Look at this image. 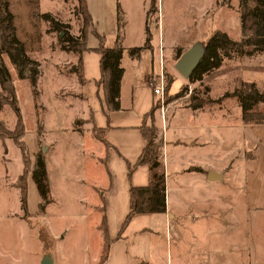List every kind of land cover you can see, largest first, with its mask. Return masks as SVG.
<instances>
[{
    "label": "rangeland",
    "instance_id": "374dc122",
    "mask_svg": "<svg viewBox=\"0 0 264 264\" xmlns=\"http://www.w3.org/2000/svg\"><path fill=\"white\" fill-rule=\"evenodd\" d=\"M1 1L7 3L8 10H5L13 16L12 31H7L11 37L16 36L23 43L25 52L36 60L38 72L36 81L29 76L20 78L16 75V68L9 55L5 51L1 52L12 76L16 102L15 106L8 102L0 107V120L11 132L20 114L24 127L21 136L30 157V163L25 165L32 170L36 154H41L49 189L45 198L38 190L33 171L26 174L27 211L30 213L27 217L21 208L19 181H16L23 170L22 152L13 136H0V264H40L46 255L52 257L53 264H94L99 255L97 252L103 245L102 229L98 227L102 214L92 209L95 195L88 194V188L94 181L92 169L95 165L84 149H79L76 134L68 128L73 110L56 108V103L73 105L80 99L78 94L82 92L76 89L77 76L68 71L76 59L60 48L58 30H50L49 22L41 15L51 14L62 22V31L78 36L81 16L74 11L76 0ZM89 1L96 14L95 7L100 5L99 0ZM143 2L125 0L128 9L132 8L129 17L133 21L137 17L142 18ZM107 3L118 5L117 0H107ZM238 3L239 0H157L158 11L148 15L144 12L145 26L148 22L153 32L151 40L156 46L159 43L165 45L163 51L161 49L159 52V57H163V63H159L163 66L164 85L174 75L180 74L183 80L179 90L185 89L178 97L169 98L170 101L174 100L173 107L179 109L190 106L191 95L200 99L218 98L225 91H232L245 82L248 86L250 82H255L264 91V77L254 80L249 78L242 63L243 58L252 59L254 56L253 61H258L264 70L263 52L224 58L221 66L211 69L194 82L174 67L178 59V46L183 51L196 41L205 43L213 30H224L230 38L240 39ZM250 4L253 5V2ZM2 10L6 13L4 8ZM119 12L117 15L123 20L124 16ZM151 78L157 81V75ZM4 92L11 98L7 91ZM167 95L168 90L165 89L164 101ZM47 102L55 106L49 111H55L57 118L54 122L50 119L51 126L42 133L40 129L43 128L42 118L47 113ZM214 107H219L223 117L230 122L246 125L221 122L217 128L218 151L222 153L227 166L225 176L217 186L222 190V198L227 204L219 219L227 222L229 237L225 235L223 238L204 241L208 240L206 246L209 249L216 250L212 264H264V123L244 122L237 98L233 96H227L219 103L210 102L205 105L209 110L216 109ZM257 107L263 110L264 102ZM158 111L161 113L160 108ZM78 114L81 116V112ZM178 119L179 116H174L171 124ZM196 120L190 117L185 121L195 124ZM79 125L87 127L75 120L73 128ZM157 131L160 138L158 127ZM207 147L209 154L215 151L213 144L209 143ZM209 213L211 215L199 220L219 221L215 212ZM199 215L202 216V213ZM38 229H42L44 234L50 233L46 239L47 246L44 247L47 252L42 251L44 242L39 239Z\"/></svg>",
    "mask_w": 264,
    "mask_h": 264
},
{
    "label": "crops",
    "instance_id": "0c3cea01",
    "mask_svg": "<svg viewBox=\"0 0 264 264\" xmlns=\"http://www.w3.org/2000/svg\"><path fill=\"white\" fill-rule=\"evenodd\" d=\"M143 1L142 18L137 17L136 21H133V18L129 17L132 8L128 9L125 0H117V6L116 3L108 5L107 0H99L100 5L95 7L98 18L87 0L92 23L86 42L88 48L81 52L84 83L79 81L76 74V89L82 94H78L80 99L73 105H60L54 101L58 110H73L68 128L76 134L79 149H84L95 165L92 169L94 181L88 188V194L95 195L91 203L92 209L102 214L98 227L102 229L103 245L97 252V258L95 255L94 264H99L106 243L107 257L100 264H212L216 250L209 249L206 246L208 240H204L223 238L225 235L229 237L227 222L219 219L227 204L222 198V190L217 186L225 176L227 166L222 153L218 151L219 137L216 132L221 122L246 125L225 119L219 107L209 110L204 105L177 109L172 106L173 100L165 103L164 118L159 113V108L154 111V123L160 129L162 137L166 211L138 212L123 226L124 218L130 209V185H146L151 178L147 163L135 164L146 142L140 126L144 119L149 121L145 114L157 99L150 80L153 75L159 76L163 73V66L160 64L163 63V57H159V52L161 49L163 51L165 45L161 46L159 43V46H156L155 42L150 40L151 46L143 49L138 55L131 57L128 52L132 46L145 43L146 26L143 15L144 12L147 13L149 0ZM116 8L120 9L124 16L120 26L123 27V33L119 38L123 46L120 64L124 73L119 84L120 107L113 109L106 102V88L100 82L101 58L96 49L100 43L93 30L104 36L107 46H114L119 33ZM70 54L75 56L76 61L73 63H76L77 55ZM254 58L253 56L252 59H242L245 73L247 72L253 80L264 77L263 68L258 61H253ZM172 79L170 94L176 93L183 81L180 74L172 76ZM244 85L248 86L246 82ZM46 105L48 109L42 118L43 128L40 129L42 133L51 126L50 119L54 122L57 118L55 111H49L55 106L48 102ZM174 116H179V121L171 124ZM190 117L197 118L195 124L186 123L185 120ZM75 120H80L87 127L79 125L74 129ZM97 134L103 136V140L99 139ZM5 135L13 136L0 129V136ZM209 143L215 146V151L210 154L207 149ZM22 161L24 164V160ZM23 170L16 176L19 177ZM210 171L214 172L212 179ZM209 212H215L219 221L199 220L211 215ZM199 213H202L203 217ZM173 243L175 252L172 251ZM44 247L43 244V252Z\"/></svg>",
    "mask_w": 264,
    "mask_h": 264
},
{
    "label": "trees",
    "instance_id": "16d2710c",
    "mask_svg": "<svg viewBox=\"0 0 264 264\" xmlns=\"http://www.w3.org/2000/svg\"><path fill=\"white\" fill-rule=\"evenodd\" d=\"M251 1L253 5L250 4ZM4 4V6H3ZM3 6V7H2ZM238 8H240V23H241V36L240 39H232L228 36L227 32L224 30L216 29L207 37L205 42V52L203 58L199 61L197 66L193 69V72L188 77V80L194 82L195 80H200L204 74L208 73L211 69L221 66L224 58H236L242 55H253L254 53H264V0H239ZM7 9V3H3L0 0V39L2 43L0 44V84L4 91H7L11 98L8 97L6 92L0 89V107L2 108L4 104L11 103L15 106V91L12 83V76L8 71L6 62L1 52L5 51L9 55L10 61L14 64L16 68V75L20 78L31 77L33 81L37 80V62L33 60L24 50L23 43L14 35H12L7 29L12 31V17L8 11L3 13V9ZM8 10V9H7ZM74 11L80 14V33L78 36H74L68 31H62L60 22L55 19L49 13H42L44 20L49 22L51 27L50 30H58L59 32V44L60 48L68 53H74L77 55V62L73 63L69 67L70 73H75L81 83H84L85 78L82 73V58L81 52L87 50V36L89 32V27L92 23V15L89 12L87 6V0H76L74 5ZM120 10L118 9L117 12ZM148 13L153 11H158L157 0H151L149 7L147 9ZM120 14V12H119ZM157 19H159L157 17ZM121 17L117 15V27H119L118 40L117 43L110 47L104 43V36L100 35L95 29L93 32L99 38L100 45L96 48L100 52V72L101 78L100 82L105 90L106 102L113 109H118L120 107L119 93H120V79L123 75V67L120 64L121 55L123 51V46L119 42L120 30H121ZM157 21V20H155ZM6 23V25L4 24ZM146 22V37L144 45L132 46L129 49V55L131 57L138 55L143 49L151 46L152 33ZM250 48V49H249ZM182 49L180 46L176 49L177 58L180 56ZM172 76L168 78L165 83V89L168 90V98L165 99L166 102L170 101L171 96L178 97L182 88L175 94L169 93L170 84L172 82ZM227 96H233L237 98L239 106L241 108L242 119L246 123H264V109L260 110L257 106L259 103L264 102V91L259 88L258 85L253 82L250 86H245L244 84L239 87H235L232 91H225L223 95L218 98L210 99H200L197 96L191 95L190 106L192 108L202 107L210 102H221ZM160 101L158 98L155 100L152 108L149 112L145 114L146 119L142 123L141 131L143 132L144 138L146 140L143 150L137 158V164L147 163L150 168V181L146 185H130V202L129 211L124 218L123 226L128 223L130 218L138 212H165V177L163 171V161H162V137L159 138L157 126L154 123V111L159 108ZM258 114V116H257ZM263 115V116H262ZM15 128L13 132L7 131L4 126L3 121H0V129L5 133L12 134L20 150L23 154L24 160V170L23 173L18 177L20 196H21V208L24 214L28 216L27 211V196H26V174L29 171H33L34 181L38 187L41 195L46 198L47 190L49 189V181L47 180V171L43 162V157L41 154L37 153L35 156L34 168L28 169L25 163H30L28 151L26 145L22 140V133L24 130L23 121H21L20 114L17 115ZM80 121V120H79ZM95 130V128H93ZM99 139L103 140V136L97 134ZM104 222V221H103ZM104 227V231H105ZM47 236L44 234L42 229H39V238L44 242V246H47ZM47 251V250H45ZM107 243L102 250V256L99 264L104 261L107 257Z\"/></svg>",
    "mask_w": 264,
    "mask_h": 264
},
{
    "label": "water",
    "instance_id": "95a60500",
    "mask_svg": "<svg viewBox=\"0 0 264 264\" xmlns=\"http://www.w3.org/2000/svg\"><path fill=\"white\" fill-rule=\"evenodd\" d=\"M204 52L205 43L200 41L194 42L193 45L180 53V56L174 64L175 69L179 71L185 78H188L193 72V69L205 55ZM209 174L211 175L210 179L214 178L213 171H210ZM40 264H53L52 257L48 255L43 256Z\"/></svg>",
    "mask_w": 264,
    "mask_h": 264
},
{
    "label": "built area",
    "instance_id": "2783aa9c",
    "mask_svg": "<svg viewBox=\"0 0 264 264\" xmlns=\"http://www.w3.org/2000/svg\"><path fill=\"white\" fill-rule=\"evenodd\" d=\"M150 84L153 88L154 94L157 96L158 100L160 101L159 108L161 111V116L163 117L165 103H166V101H164V94H165L164 73H161L159 74V76H157V81L150 80Z\"/></svg>",
    "mask_w": 264,
    "mask_h": 264
}]
</instances>
